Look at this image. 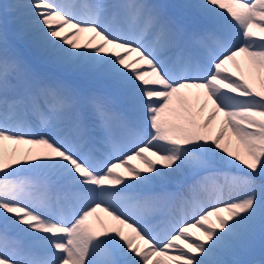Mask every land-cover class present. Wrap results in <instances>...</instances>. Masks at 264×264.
<instances>
[{
  "label": "snow or ice",
  "instance_id": "snow-or-ice-1",
  "mask_svg": "<svg viewBox=\"0 0 264 264\" xmlns=\"http://www.w3.org/2000/svg\"><path fill=\"white\" fill-rule=\"evenodd\" d=\"M86 7L0 5L47 61L109 89L41 75L0 29V264H248L264 237V0L184 5L195 28L150 0Z\"/></svg>",
  "mask_w": 264,
  "mask_h": 264
},
{
  "label": "bare ground",
  "instance_id": "bare-ground-1",
  "mask_svg": "<svg viewBox=\"0 0 264 264\" xmlns=\"http://www.w3.org/2000/svg\"><path fill=\"white\" fill-rule=\"evenodd\" d=\"M16 2H17L16 0H0V5L7 6L8 4L16 3ZM19 2L22 3V1H19ZM63 2L71 5L72 8L74 6L73 1L72 2L71 1L66 2V0H63ZM202 2H203V0H195L194 2H192V0H151V3L166 5L167 11L169 12V14L174 19H176L179 23H182L189 28L198 27V26L203 24V21L196 14L194 9H190V8L183 7V6L188 5V4H193V3H202ZM73 11L77 15H82V14H80V12L77 9H73ZM180 17H186L185 22H182L180 20ZM5 25H6L9 43L16 50V52L19 55H20V52H19L18 46H17L18 42L20 43V45L23 48L22 54L25 57H27L30 61H32L33 64H36L38 66L50 65L58 71L63 69L60 66L55 65V64L47 61L44 58H39L38 54L40 53V51L30 44L29 36L26 33V31L24 30V24H23V21L21 19H15L11 14H5L2 11H0V29H4ZM81 50H83V49H81ZM27 62H29V61H27ZM230 71H235V69H232L230 67ZM58 75H59V78H57V79L65 80V78H61V77L66 76L67 78H69L73 81L72 85L77 87L82 93H84V94L87 93V89L84 87L85 82L77 81V78H79L82 81H85V77H81L79 75L72 74V73H69L67 71H66L65 75H63L61 72H59ZM100 88H102L103 90L96 89L97 90L96 94H99V95L108 94L109 89H108V86L105 82L102 81L100 83ZM194 97H195V93L193 92L189 97L190 101L193 103H195ZM195 109L197 111H199L200 109H203V111L201 113V119H204L211 112L212 106L209 104L207 107H204L203 99H201L200 104L195 105ZM218 128H219V119L214 123L213 130L214 131L218 130ZM231 140H232L231 146L233 149H235L237 147V143L235 141V138L231 137ZM15 147H20L21 149H24L27 146H23V145L16 146V145L7 144L9 154H11V149L15 148ZM132 163L138 168L144 167V165L140 161H132ZM233 171H236V170H233ZM168 190L171 191V188L168 187ZM98 214L103 218V220L105 222L108 221V218L106 217V215L104 213L100 212ZM93 224L97 228V230L100 229V222L99 221L94 220ZM2 230H3V225L1 224L0 225V231H2ZM194 233H195V235H198L196 231H194ZM8 236H9L10 241H16L17 242L18 247L24 248L25 250H29L28 249L29 242L27 240H25L24 238H22L20 235H18L16 232L8 233ZM32 251L39 254L38 251L35 249H32ZM158 259H163V258H158ZM255 264H264V262L259 261Z\"/></svg>",
  "mask_w": 264,
  "mask_h": 264
},
{
  "label": "rangeland",
  "instance_id": "rangeland-1",
  "mask_svg": "<svg viewBox=\"0 0 264 264\" xmlns=\"http://www.w3.org/2000/svg\"><path fill=\"white\" fill-rule=\"evenodd\" d=\"M19 1H22V3L27 2V0H19ZM66 1H69V0H66ZM91 2H93V0H75L76 7L78 8V11L80 13L87 12L88 9H87L86 5L88 3H91ZM91 35L92 34H90V33L81 34V36L79 37V42L86 43L90 39ZM17 46H18V50L20 51L21 55H23L22 54L23 53V48H22V46L20 45L19 42H18V45ZM38 56H39V58L46 59L41 52L38 54ZM24 58L26 59V57H24ZM39 68L41 70L40 71L41 75H43V76H49L51 78H52V75H55L56 74L55 72H57L54 68H52V66H49V65L40 66ZM64 70H62L61 72L65 73ZM87 80H88L87 83L90 86H92V87H96L97 84H98V83H96V80L95 79L87 78ZM97 81H99V80H97ZM90 89L91 88H88L87 91H89ZM99 218H100V221L103 220V218H101L100 216H99ZM11 232H14V231H12L11 229H9L8 233H11ZM18 235H20V234H18ZM237 258L240 259V260H243V261L248 262V264H255V263H257V262H259L261 260H264V237H261L258 234L256 236V238L254 239V241L252 242V245H251L250 249L247 250V251H244V252L239 253L238 256H237Z\"/></svg>",
  "mask_w": 264,
  "mask_h": 264
}]
</instances>
